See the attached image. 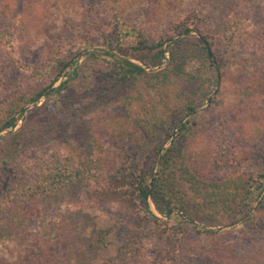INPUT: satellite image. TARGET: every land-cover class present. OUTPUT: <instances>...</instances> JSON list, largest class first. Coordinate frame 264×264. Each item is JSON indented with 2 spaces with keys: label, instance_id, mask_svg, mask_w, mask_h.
<instances>
[{
  "label": "trees",
  "instance_id": "obj_1",
  "mask_svg": "<svg viewBox=\"0 0 264 264\" xmlns=\"http://www.w3.org/2000/svg\"><path fill=\"white\" fill-rule=\"evenodd\" d=\"M51 1L52 16L61 21L77 17L83 2ZM142 1L112 0L118 30L99 41L106 50L90 52L81 64L75 56L53 59L49 85L34 93L15 94L1 108L0 264H148L150 240L170 244L167 262L177 264L182 239L172 242L170 234L210 236L240 224L247 235H253L264 225V165L258 174L235 169L214 177L210 174L218 163L217 154L189 148L207 130L206 116L195 112L208 101L222 70L232 66L241 70L244 82L236 87L241 100L264 99V0H197L198 10L171 21L172 36L185 39L172 42L165 52L162 48L171 36L156 43L143 37L131 44L137 32L122 18L138 12ZM160 1L164 8L171 3ZM191 33L196 37H189ZM88 46L82 45L76 55ZM128 49L153 52L148 59L153 67L160 66L167 53L166 67L148 73L114 54ZM16 52L0 15V60L18 62ZM100 58L106 61L105 69L99 67ZM192 63L206 71V79L187 74ZM41 74L47 76L50 70ZM145 77H150L146 84L152 89L186 83L193 93L165 116L134 122L137 136L132 138L110 132L102 136L90 129L82 135L74 133L89 109L115 102ZM42 96L52 98L58 113L38 105ZM121 100L130 104L127 94ZM252 110L261 120L252 139L264 140V107ZM130 146L134 155L125 168L122 158L128 157ZM236 163L238 168L240 161ZM132 201L138 204V213L128 219L114 216L110 227H99L90 211ZM175 211L179 215L173 220ZM261 237L264 241V232ZM110 246L115 254L95 262ZM247 248L240 255L238 247H229L226 257L242 258L237 264H264V242L250 252Z\"/></svg>",
  "mask_w": 264,
  "mask_h": 264
},
{
  "label": "rangeland",
  "instance_id": "obj_2",
  "mask_svg": "<svg viewBox=\"0 0 264 264\" xmlns=\"http://www.w3.org/2000/svg\"><path fill=\"white\" fill-rule=\"evenodd\" d=\"M122 3L128 0H116ZM140 1V0H139ZM173 1V2H172ZM144 5L137 12H131L122 19L128 24L129 28L135 29L137 35L132 38L131 44L146 37L149 41L156 43L161 37H169L166 40L162 51L172 42L185 39L183 35H173L171 32V21L176 22L183 19V13L190 14L193 10H198L197 0H171L169 6L163 7V2L159 0H144ZM112 0H83L79 6L77 17L66 21H61L52 16L50 8L51 0H0V15L16 47L18 62H12L6 57L0 60V110L5 105L7 99L15 94L34 93L50 83L51 73L54 72L53 59H70L74 56V61L81 64L86 56L94 50H106L99 41L101 38L116 34L118 28L113 19ZM185 17V15H184ZM189 37H196L191 33ZM251 43L255 40L252 36ZM89 43L80 55H76L78 50H82V45ZM71 51V52H69ZM134 52L125 50L124 53L114 52L118 57L128 59L143 67L148 73L158 72L166 67V60L157 67L148 63V59L153 52L143 51ZM138 55V56H135ZM139 56L146 57L141 60ZM260 55H257V58ZM99 67L106 68L107 64L103 58L99 60ZM215 65V64H214ZM45 69L50 70V74H41ZM71 69L66 71V75ZM196 63H192L188 69L189 76L202 74L206 79L207 74L204 70L200 71ZM218 80L214 88L210 91L208 101L204 102L195 114L206 116L208 127L204 134L197 139L195 144L189 145L190 150L197 151L204 149L213 155L217 154L218 163L214 166L210 176L220 177L223 174L235 169L258 174L264 165V140H253L254 134L261 125V120L252 108L264 107V99L241 100L236 94V87L244 82L243 74L238 67H228L218 73ZM62 78L61 80H65ZM145 77L143 81L132 88L129 92L123 91L119 99L106 106L87 111L84 118H81L80 128H76L77 135L88 133L90 130L98 135L106 136L107 132L118 136H137L134 122L137 120H147L153 115L165 116L175 109V105L190 97L193 89L186 84L168 87L165 89H152ZM59 82L54 86L56 87ZM206 84V83H205ZM197 86V83L193 84ZM95 95V93H93ZM125 94L129 96L130 104H123ZM88 95V97H91ZM42 96L38 105H46L50 111H56L54 102ZM123 99V98H122ZM212 102V104H211ZM29 108L31 105L28 106ZM22 124L20 121L15 128L18 129ZM78 126V125H77ZM90 129V130H89ZM4 133V132H3ZM2 133V134H3ZM131 143V142H130ZM168 145H166L167 147ZM127 148V147H126ZM128 157H123L124 167H130L131 146L127 148ZM206 152V153H207ZM223 161H227L224 163ZM240 166L237 168V163ZM106 211L99 212L90 210L96 217L99 227L105 228L114 225V216L128 219L131 215L138 213L136 201L122 206L111 204ZM152 211L153 207L151 206ZM177 214V215H176ZM179 215L175 211L171 219L175 220ZM240 225V224H239ZM239 225L224 227L216 230L215 235L210 236H185L178 234L176 237L170 234V240L179 241L180 256L177 264H237L238 260H230L226 257L229 247H238L240 255H244L242 250L247 247V251H252L255 246L264 241L262 233L264 225L253 235H247L245 229ZM200 226V225H198ZM111 243L113 238H109ZM184 239V240H183ZM178 243H176L177 245ZM148 264H169L167 256L171 253V245L166 241L150 240L146 248ZM115 247L110 246L103 250L95 262H99L115 254Z\"/></svg>",
  "mask_w": 264,
  "mask_h": 264
},
{
  "label": "water",
  "instance_id": "obj_3",
  "mask_svg": "<svg viewBox=\"0 0 264 264\" xmlns=\"http://www.w3.org/2000/svg\"><path fill=\"white\" fill-rule=\"evenodd\" d=\"M219 79V78H218Z\"/></svg>",
  "mask_w": 264,
  "mask_h": 264
}]
</instances>
